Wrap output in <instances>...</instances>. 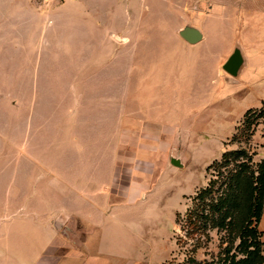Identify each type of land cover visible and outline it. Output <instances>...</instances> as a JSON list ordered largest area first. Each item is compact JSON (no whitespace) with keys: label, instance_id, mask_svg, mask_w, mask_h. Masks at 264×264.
Returning a JSON list of instances; mask_svg holds the SVG:
<instances>
[{"label":"rangeland","instance_id":"rangeland-1","mask_svg":"<svg viewBox=\"0 0 264 264\" xmlns=\"http://www.w3.org/2000/svg\"><path fill=\"white\" fill-rule=\"evenodd\" d=\"M203 1L219 13L227 11L236 31L244 29L243 23L250 34L256 29L264 34V0ZM200 9L205 6L198 0H0V207L26 201L23 192L39 173L38 162L76 158L80 132L64 125L92 112L102 121L95 136L101 158L109 156V149L113 158L116 150L118 187H125L140 169L138 149L148 139L134 127L140 124L141 103L129 102L140 89L135 81L141 53L152 47L162 53L184 48L178 31L202 14ZM81 28L84 33H77ZM109 32L110 37H104ZM69 33L74 37H67ZM230 105L226 98H215L191 105L168 100L151 107L162 119L171 116V142L184 159L183 167H174L148 153L140 169V178L151 188L143 206L146 234L170 251L162 264L182 263L176 219L191 205L196 188L206 184V166L222 149L246 145L254 162L264 157V117L250 128L241 125L230 132L239 119L234 112H224ZM109 116L115 133L104 128ZM248 131L247 141L243 133ZM258 229L264 255L262 224Z\"/></svg>","mask_w":264,"mask_h":264},{"label":"crops","instance_id":"crops-1","mask_svg":"<svg viewBox=\"0 0 264 264\" xmlns=\"http://www.w3.org/2000/svg\"><path fill=\"white\" fill-rule=\"evenodd\" d=\"M198 1L205 6L198 10L202 14L178 31L184 48L172 47L162 53L152 47L141 53L140 77L135 81L140 89L129 96V102L141 103L142 108L140 124L134 127L148 135L147 145L144 141L138 149L140 169L148 153L171 166H184L171 142L175 132L167 122L171 116L162 119L159 112L151 111L152 105L168 100L191 105L226 98L231 105L224 112L239 116L230 132L247 110L264 106V34L259 29L250 34L243 23L244 29L236 31L227 11L219 13L212 4ZM62 23L67 26L69 22ZM184 28L197 30L201 39L186 41L180 35ZM78 32L84 33L82 28ZM66 36L74 37V33ZM104 37L109 38L110 32ZM89 69L94 72L95 66ZM91 81L94 86L95 78ZM101 122L92 112L65 123V128L80 132L76 158L38 162L40 171L23 192L26 201L0 207V264H162L168 259L170 251L164 242L157 238L152 242L146 234L143 206L151 188L140 178V169L125 187H118L116 150L113 158L111 149L109 156L101 158L95 143ZM104 128L116 132L111 116ZM17 197L22 198L21 194ZM259 224L264 228V210ZM172 227L173 221L169 231Z\"/></svg>","mask_w":264,"mask_h":264},{"label":"trees","instance_id":"trees-1","mask_svg":"<svg viewBox=\"0 0 264 264\" xmlns=\"http://www.w3.org/2000/svg\"><path fill=\"white\" fill-rule=\"evenodd\" d=\"M259 117H264V106L247 110L236 130L250 128ZM245 133L248 141L251 132ZM253 156L246 145H239L206 167V184L176 219L181 264H264L258 229L264 210V157L254 162Z\"/></svg>","mask_w":264,"mask_h":264},{"label":"water","instance_id":"water-1","mask_svg":"<svg viewBox=\"0 0 264 264\" xmlns=\"http://www.w3.org/2000/svg\"><path fill=\"white\" fill-rule=\"evenodd\" d=\"M180 35L190 43H195L196 41L201 39L200 32L190 28H184L183 30H181Z\"/></svg>","mask_w":264,"mask_h":264}]
</instances>
